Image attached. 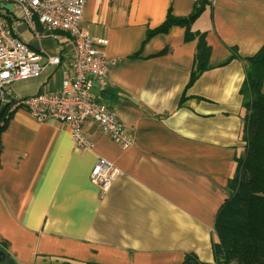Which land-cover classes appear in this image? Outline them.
Segmentation results:
<instances>
[{"label": "crops", "instance_id": "crops-1", "mask_svg": "<svg viewBox=\"0 0 264 264\" xmlns=\"http://www.w3.org/2000/svg\"><path fill=\"white\" fill-rule=\"evenodd\" d=\"M195 0H87L82 29L106 40L104 84L90 93L112 109L132 142L84 130L77 148L66 124L38 121L23 107L0 133V263L44 264L49 256L99 264H217L218 210L242 153L247 58L264 43V0H214L188 27ZM33 50L64 49L59 65L10 84L12 97L56 91L72 52L68 34L37 37L7 17ZM41 35L44 29L36 23ZM206 67L190 86L198 41ZM2 105L0 103V111ZM98 157L117 168L106 191L90 181Z\"/></svg>", "mask_w": 264, "mask_h": 264}, {"label": "built area", "instance_id": "built-area-1", "mask_svg": "<svg viewBox=\"0 0 264 264\" xmlns=\"http://www.w3.org/2000/svg\"><path fill=\"white\" fill-rule=\"evenodd\" d=\"M211 2L214 0H195ZM87 0H0V103L7 105L6 119L18 107L25 108L38 121L53 119L66 124L77 148L90 149L92 141L84 130V122L91 120L98 131L115 142H132L119 123L115 112L96 101L90 93L95 82L104 84L111 64L102 50L106 40L93 37L82 29ZM7 17H16L28 25L37 37L54 36L58 31L68 34L71 58L68 69L62 72V81L56 91H41L18 98L9 92L10 84L25 78L38 77L46 64L59 65L64 49L56 55L42 59V52L33 50L14 31ZM40 23L44 34L38 33ZM117 174V168L103 157H98L90 171V181L106 191Z\"/></svg>", "mask_w": 264, "mask_h": 264}, {"label": "trees", "instance_id": "trees-1", "mask_svg": "<svg viewBox=\"0 0 264 264\" xmlns=\"http://www.w3.org/2000/svg\"><path fill=\"white\" fill-rule=\"evenodd\" d=\"M200 2L193 12L184 18L167 15L166 20L149 35L166 29L173 24L188 27L203 9ZM198 54L191 71L190 86L206 67L208 48L198 41ZM246 78L240 87L242 99L241 138L242 153L235 157V170L227 183L228 197L220 206L213 244L217 264H264V43L251 57L247 58ZM8 106L0 111V133L5 128ZM44 264H99L79 263L68 258L49 256ZM183 264H195L186 261Z\"/></svg>", "mask_w": 264, "mask_h": 264}, {"label": "rangeland", "instance_id": "rangeland-1", "mask_svg": "<svg viewBox=\"0 0 264 264\" xmlns=\"http://www.w3.org/2000/svg\"><path fill=\"white\" fill-rule=\"evenodd\" d=\"M0 264H6V263H0Z\"/></svg>", "mask_w": 264, "mask_h": 264}]
</instances>
